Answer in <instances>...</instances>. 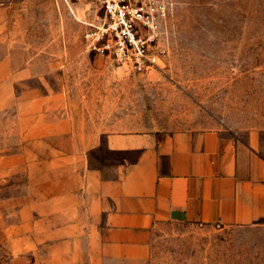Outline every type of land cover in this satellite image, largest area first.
<instances>
[{
	"label": "rangeland",
	"instance_id": "rangeland-1",
	"mask_svg": "<svg viewBox=\"0 0 264 264\" xmlns=\"http://www.w3.org/2000/svg\"><path fill=\"white\" fill-rule=\"evenodd\" d=\"M1 1V0H0ZM159 68L136 74L90 52L85 34L104 11L92 0H22L0 14V264L15 259L7 232L29 159L46 157L44 126L64 94L76 134L164 132L186 124L224 125L243 137L264 132V0H170ZM78 136V135H76ZM83 136V135H82ZM149 264H264V220L248 226L166 223L153 233Z\"/></svg>",
	"mask_w": 264,
	"mask_h": 264
},
{
	"label": "crops",
	"instance_id": "crops-1",
	"mask_svg": "<svg viewBox=\"0 0 264 264\" xmlns=\"http://www.w3.org/2000/svg\"><path fill=\"white\" fill-rule=\"evenodd\" d=\"M22 0H1L9 16ZM45 125L46 157L29 159L7 236L30 264H149L154 231L166 223L248 226L264 220V132L188 123L164 132L110 131L108 166L92 156L102 131L78 134L64 94ZM78 135V136H76ZM83 135V136H82Z\"/></svg>",
	"mask_w": 264,
	"mask_h": 264
},
{
	"label": "built area",
	"instance_id": "built-area-1",
	"mask_svg": "<svg viewBox=\"0 0 264 264\" xmlns=\"http://www.w3.org/2000/svg\"><path fill=\"white\" fill-rule=\"evenodd\" d=\"M92 1L104 11V19L84 36L90 52L136 74L158 69L166 55L161 27L169 16L170 0Z\"/></svg>",
	"mask_w": 264,
	"mask_h": 264
}]
</instances>
